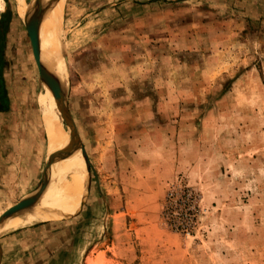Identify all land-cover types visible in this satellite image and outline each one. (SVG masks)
Wrapping results in <instances>:
<instances>
[{
    "label": "rangeland",
    "instance_id": "obj_1",
    "mask_svg": "<svg viewBox=\"0 0 264 264\" xmlns=\"http://www.w3.org/2000/svg\"><path fill=\"white\" fill-rule=\"evenodd\" d=\"M37 1L43 51L46 32L57 39L44 65L66 74L56 84L95 173L76 210L0 238L51 225L74 228L81 264H264V0H64L51 32L56 0ZM21 4L0 0V219L25 214L59 142L69 200L85 173L61 112L59 139L43 115Z\"/></svg>",
    "mask_w": 264,
    "mask_h": 264
},
{
    "label": "bare ground",
    "instance_id": "obj_2",
    "mask_svg": "<svg viewBox=\"0 0 264 264\" xmlns=\"http://www.w3.org/2000/svg\"><path fill=\"white\" fill-rule=\"evenodd\" d=\"M57 1H56V7H54L52 9V7L50 6L51 9H49V11L45 15L46 16V26H47L48 32L52 31L51 28L53 27V24H52L53 20H51V19L54 16L56 10L59 7L60 8L62 7L61 5H62L64 0H57ZM20 12L22 14V17L27 22L30 23V18L33 15V10L27 5L25 0H22V4L20 6ZM55 16L57 17V14ZM49 21L52 24V26L47 25L49 23ZM54 21H56V20H54ZM49 29H51V31H49ZM58 32H57V34H58ZM42 36H43V33L41 30L40 49H41V60H42V63L44 65V62L46 61V58L48 57L47 54L49 55L48 49H49L50 42L52 40L56 43L57 39L54 36V32H52L50 34L46 32V42L44 44V51H43ZM49 57L51 58L50 55H49ZM47 59H48V61H47L48 66H51L49 64V58H47ZM50 62H51V59H50ZM59 66H60L59 64H57V65L54 64L53 69L52 70L50 69V70L52 71L53 78L56 75V69L59 70V71L57 70L58 73H57V77L55 79V82H58L59 85L61 84L60 87L62 86L61 88H63L64 87L63 86L64 77L66 76V74L63 72V70H61L59 68ZM46 93H48L49 95L45 98V102L43 103L44 104L43 115L45 116L46 120L48 121L47 123H49L48 127L50 126V128H51L49 130H51L54 137L59 139L58 138L59 136L57 133L58 131L56 130V127H58L57 121H59L58 119L60 117V109L58 106H56L53 103L52 99L54 98V96L51 93L48 86L46 87ZM50 95H52L53 98L50 97ZM54 100L56 101L55 98H54ZM56 103H57V101H56ZM57 105H58V103H57ZM62 150H63L62 144H61V142H59V145L56 146V152H55V149H54V151L52 149V151L50 153H48L47 157L49 160V166L50 167L48 168L49 170L46 172L45 177H43L44 179L42 180L40 190L37 189V191H39V192L33 196H30L29 198H27L23 201L22 209L25 211V214L21 218L16 217V218L9 219L2 226L1 231L6 232V231H10V230L17 228V227L23 228V227H26L28 225H32L34 223H39V222H44V221H52V220H55L58 217H61L63 215L70 214L71 212H73L74 210H76L80 206L81 201L83 200L85 192H86V186L88 184L87 166H86L85 160L82 156V152L78 151V155L82 161L80 164V168L83 167L84 172H85L84 177H83V180H84L83 181V187L79 193V190H80L79 184H80V181H82V176L77 177L75 179L73 186H72L73 191H72V197L70 199L71 203L69 205H67L70 201L69 200L70 195L68 198L67 192H69L71 187H69L70 179L68 178V180H67L64 176H65V174L67 175V173L69 174V168L67 167V165H70V167H71L72 162H70L68 160V158L66 157V155L64 153H62ZM57 156H59L60 158H58ZM72 165H73V163H72ZM91 171L94 173V169H91ZM67 186H68V190H67ZM78 193H79L78 199H77L76 203L73 205V202H74Z\"/></svg>",
    "mask_w": 264,
    "mask_h": 264
},
{
    "label": "crops",
    "instance_id": "obj_3",
    "mask_svg": "<svg viewBox=\"0 0 264 264\" xmlns=\"http://www.w3.org/2000/svg\"><path fill=\"white\" fill-rule=\"evenodd\" d=\"M57 229L51 225L46 227L44 236L43 232L18 229L8 237H1L0 264H81L78 257L82 251L81 240L76 237L74 228L52 232Z\"/></svg>",
    "mask_w": 264,
    "mask_h": 264
},
{
    "label": "water",
    "instance_id": "obj_4",
    "mask_svg": "<svg viewBox=\"0 0 264 264\" xmlns=\"http://www.w3.org/2000/svg\"><path fill=\"white\" fill-rule=\"evenodd\" d=\"M43 1L44 0H38L37 1V4H36L37 8H39L42 5ZM43 19H44V16H42L40 11H38L37 13H35V15L30 20V25H29L30 33H31V37H32V44L34 47V52H35V55L37 58L38 65H39L41 72H42V80L48 86V88L50 89L54 98L56 99V101L58 103V107L60 109V112H61L63 118L68 123V126H69L70 131H71V135L76 140L77 149H78V151L82 152V156H83L85 163H86V166H87L88 178H89V175L92 172L91 169H94V168L91 165L89 158L84 154V150H83L78 132L76 131L75 127L73 126V124L70 120L69 109H68V105H67L64 93H63V91L60 92L51 72L43 65L42 60H41L40 32H41V25H42ZM96 179H97V183L99 185L98 178H96ZM88 190H90V188ZM20 206H21V204H19V206L15 210L7 213L4 217H2L0 219V229L9 219H12L14 216H16V217L21 216L20 215L21 214V207ZM39 223H42V222H39ZM39 223H34V224L28 225V226L38 225Z\"/></svg>",
    "mask_w": 264,
    "mask_h": 264
},
{
    "label": "trees",
    "instance_id": "obj_5",
    "mask_svg": "<svg viewBox=\"0 0 264 264\" xmlns=\"http://www.w3.org/2000/svg\"><path fill=\"white\" fill-rule=\"evenodd\" d=\"M3 35H4V32L2 31L1 24H0V47H1ZM2 64H3L2 56H1V53H0V103H3L5 105V107H3V110H6L8 104H9V101H8V98H7L6 89H5L4 84H3V79L1 78ZM1 109L2 108H0V111H1Z\"/></svg>",
    "mask_w": 264,
    "mask_h": 264
}]
</instances>
